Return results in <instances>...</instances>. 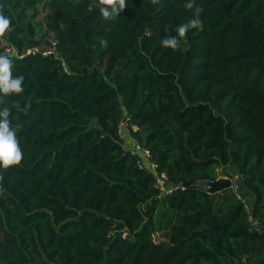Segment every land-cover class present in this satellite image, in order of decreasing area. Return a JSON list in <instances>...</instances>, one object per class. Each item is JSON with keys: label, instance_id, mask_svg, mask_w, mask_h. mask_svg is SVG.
Instances as JSON below:
<instances>
[{"label": "trees", "instance_id": "16d2710c", "mask_svg": "<svg viewBox=\"0 0 264 264\" xmlns=\"http://www.w3.org/2000/svg\"><path fill=\"white\" fill-rule=\"evenodd\" d=\"M187 2L126 0L105 20L98 0H0L5 43L54 52L9 58L24 90L0 93L23 154L0 167V264H264V0H194L203 30L163 47ZM124 117L150 159L124 147ZM151 164L167 185L233 167L253 204L161 196Z\"/></svg>", "mask_w": 264, "mask_h": 264}, {"label": "clouds", "instance_id": "9594fccd", "mask_svg": "<svg viewBox=\"0 0 264 264\" xmlns=\"http://www.w3.org/2000/svg\"><path fill=\"white\" fill-rule=\"evenodd\" d=\"M156 4L158 0H151ZM99 11L105 20L114 19L126 7V0H98ZM184 7L193 11V19L186 24H179L175 27L176 35L166 36L161 44L165 48H170L173 51H179L182 47H187L186 36L190 29L196 28L203 30V21L200 15L203 8L195 4L194 0H188ZM10 20L3 14H0V36H3L5 31L9 28ZM183 41V44H182ZM102 46H107L106 40H101ZM24 77H12V61L4 55H0V93L3 96H9L13 93L20 94L23 92L22 83ZM4 100L0 98V104ZM19 102H17L18 104ZM10 108H3L0 110V167L5 169L12 165H18L23 154L17 138V129L21 127L20 124H12L10 117Z\"/></svg>", "mask_w": 264, "mask_h": 264}, {"label": "built area", "instance_id": "2783aa9c", "mask_svg": "<svg viewBox=\"0 0 264 264\" xmlns=\"http://www.w3.org/2000/svg\"><path fill=\"white\" fill-rule=\"evenodd\" d=\"M52 45L54 46L55 44L53 43ZM0 47H1V55L7 56L8 58H15V59H21L26 55H36L39 53L42 56H51L54 54L52 49L41 51L39 48H32L31 50L27 51L26 54H20L19 52H17V50L14 47L5 43L1 37H0ZM65 71H66V68H65ZM128 124H129V119L127 117H124L118 125V128H119L118 133L121 138H122L121 129L124 128L127 131ZM127 150L131 156H138L142 162L151 158L150 152L144 147L137 144L135 141H134V148L127 149ZM149 170L154 172L155 187L159 190V195L169 196L174 189H170L166 185L164 186V182L167 184L166 182L167 179L165 175L157 174L155 171V167L152 164L149 166ZM229 178L231 179V182H232V188L236 189L239 179L241 177H239L238 175H233L232 177H229ZM255 225L256 223L253 222L252 226L256 227Z\"/></svg>", "mask_w": 264, "mask_h": 264}, {"label": "water", "instance_id": "95a60500", "mask_svg": "<svg viewBox=\"0 0 264 264\" xmlns=\"http://www.w3.org/2000/svg\"><path fill=\"white\" fill-rule=\"evenodd\" d=\"M170 189H196L213 195L216 193L223 192L227 189L232 188V182L230 178L218 177L216 180H196V181H184L175 184H166Z\"/></svg>", "mask_w": 264, "mask_h": 264}, {"label": "crops", "instance_id": "0c3cea01", "mask_svg": "<svg viewBox=\"0 0 264 264\" xmlns=\"http://www.w3.org/2000/svg\"><path fill=\"white\" fill-rule=\"evenodd\" d=\"M127 135L129 136L128 132H127ZM132 143H134V140H132L130 136L127 139H125V141L123 140V145L127 149L131 147ZM220 171L221 172L219 173V178L220 177L229 178V177H232L233 175H238L237 173H235L236 171H235V168L233 167H229V168L227 167L226 169H221ZM233 190L235 191L237 197L241 199L247 207H251L254 201V196L252 193L246 190L239 182L237 184L236 189H233ZM254 228L256 229L258 227H254Z\"/></svg>", "mask_w": 264, "mask_h": 264}, {"label": "rangeland", "instance_id": "374dc122", "mask_svg": "<svg viewBox=\"0 0 264 264\" xmlns=\"http://www.w3.org/2000/svg\"><path fill=\"white\" fill-rule=\"evenodd\" d=\"M124 128L121 129L122 139L125 141L129 136ZM134 148V143H132L131 147L128 149ZM152 240L157 244H166L168 241L167 233L166 232H157L152 235Z\"/></svg>", "mask_w": 264, "mask_h": 264}]
</instances>
